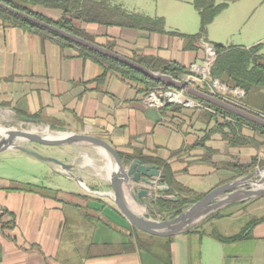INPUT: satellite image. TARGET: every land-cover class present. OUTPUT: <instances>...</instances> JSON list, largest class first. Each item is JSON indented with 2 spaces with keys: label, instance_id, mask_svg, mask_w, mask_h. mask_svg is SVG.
<instances>
[{
  "label": "crops",
  "instance_id": "1",
  "mask_svg": "<svg viewBox=\"0 0 264 264\" xmlns=\"http://www.w3.org/2000/svg\"><path fill=\"white\" fill-rule=\"evenodd\" d=\"M185 1L193 5V1ZM124 8L163 17L168 32L196 34L187 28L193 24V17L187 20L177 14L178 22L172 25L164 14ZM33 9L52 19L62 16L57 9ZM78 25L96 43H113L114 51L131 59L154 56L187 68L203 62L202 42L233 46L210 42L209 27L206 37L196 43L179 35L146 29ZM255 44L237 46L249 48ZM102 72L103 68L93 59L81 56L77 47H61L52 39H43L21 27L4 25L0 19V108L25 116L39 115L57 127L80 133L93 132L127 159L129 155L136 156L127 166L134 160L142 165H158L154 161L159 160L169 168L174 183L196 194L206 195L240 177L233 164H247L248 157L241 145L231 144L217 128V124L224 123L219 116L195 104L169 102L161 108L148 106V88L143 83L114 71L99 81ZM245 128L241 131L243 136L247 135ZM158 166L163 173V167ZM69 178L73 183L67 187L22 188L23 185L0 181V264H264V223L253 226L248 237L236 242H222L212 235L241 232L251 217L225 232L217 230L218 223L225 218L231 222L241 220L242 209L258 198L227 205L213 213L224 211V216L208 217L197 228L163 238L139 231L113 200L82 193L80 184ZM103 184L100 182L101 188L93 190L110 192V185ZM206 224L213 230H205ZM137 234L152 244L153 250L138 248Z\"/></svg>",
  "mask_w": 264,
  "mask_h": 264
},
{
  "label": "trees",
  "instance_id": "2",
  "mask_svg": "<svg viewBox=\"0 0 264 264\" xmlns=\"http://www.w3.org/2000/svg\"><path fill=\"white\" fill-rule=\"evenodd\" d=\"M0 2L95 43V38L82 30L78 23H95L105 26L146 29L151 32L179 35L197 43L202 38L206 37L209 25L228 7L227 2L217 3L216 0H193V5L200 16V30L196 34L188 35L178 32H168L166 30V21L163 17H151L140 13L129 12L121 4L114 3L111 0H0ZM34 6L61 10L62 16L59 19L46 17L35 11L33 9ZM0 19L4 25L21 27L26 31L40 35L43 39H52L61 47H77L81 56L93 59L103 68V72L98 77L99 81L104 80L110 71H114L124 78L143 83L148 90L152 87H165L160 81L152 80L139 71L117 60L76 44L10 11L0 8ZM104 47L114 50L113 43H109ZM213 47L216 50L217 58L211 68V76L219 79L230 89H241L244 92V96L240 99V103L264 114V110L258 106V99L261 96L264 97V43L260 42L249 48L241 46L227 47L222 44L214 43ZM133 60L145 65L153 71H161L175 79H181L182 76L191 73L190 68L154 56L141 57ZM205 91L208 92L207 90ZM199 100L201 103L214 108L219 113L233 116L240 121V123L249 125L264 133L263 126L205 100L200 98ZM214 115L218 117L216 113H214ZM29 117L41 118L39 115H31ZM243 127L242 124L233 125L229 122L217 124V128L223 132V135L228 138L233 145L249 144L248 138L241 134ZM225 128H227L228 131H224ZM119 154L126 166L136 157L129 155L127 159L122 153L119 152ZM140 158L146 159L143 156H140ZM154 162L163 167L165 181L169 187L165 192V197L156 200V205L159 206L161 215L163 213L165 214L164 218H173L177 216L190 204L204 197V195L196 194L190 189L174 183L173 176L167 165L164 166V163L159 160H155ZM256 165L255 161L247 164L235 163L233 164V168L237 171L238 176H244L252 172ZM22 188L33 187L22 186ZM173 197H177L178 199L173 200ZM217 215L220 217L224 216L223 214L216 213L209 217ZM260 223H264V215L252 217L245 228L238 234L225 236L214 232L212 235L222 242H236L248 237L250 229ZM136 243L140 249L153 250L152 244L146 242L141 234H137Z\"/></svg>",
  "mask_w": 264,
  "mask_h": 264
},
{
  "label": "water",
  "instance_id": "3",
  "mask_svg": "<svg viewBox=\"0 0 264 264\" xmlns=\"http://www.w3.org/2000/svg\"><path fill=\"white\" fill-rule=\"evenodd\" d=\"M0 8L57 33L76 44L117 60L139 71L152 80L160 81L165 86L177 89L187 87V84L180 79H175L161 71H153L145 65L121 55L114 50L107 49L103 45L67 32L55 25L12 8L3 2H0ZM187 90L191 95L264 127V117L262 116L230 104L199 88L188 87ZM15 117L24 123H47L42 119L21 114H16ZM26 142H34L47 146L91 144L104 149L113 160L108 179L111 186V191L107 194L108 197L114 201L119 211L133 227L141 232L156 237L168 238L186 232L189 228L227 205L264 197V173H262L264 171V166H262L247 175L240 176L232 181L215 187L200 200L190 204L177 216L173 218H164L160 213L159 206H154L155 190L157 189L160 192L161 198L165 197V192L169 189L165 181V175L158 165H142L139 160H134L129 166H126L118 150L110 142L97 135L90 134L89 132H70L69 135L63 138H49L38 132L18 129L7 130L5 133H0V152L13 150L26 153L42 161L54 164L56 167L61 168V172L69 175L77 183H80V181L85 182V179L82 175H78L74 172V164L65 162L58 157L43 154L28 146ZM88 190L94 192L90 188H88ZM173 200L177 199L173 198ZM139 206L142 208L141 210L137 209ZM153 214L158 217H152Z\"/></svg>",
  "mask_w": 264,
  "mask_h": 264
},
{
  "label": "rangeland",
  "instance_id": "4",
  "mask_svg": "<svg viewBox=\"0 0 264 264\" xmlns=\"http://www.w3.org/2000/svg\"><path fill=\"white\" fill-rule=\"evenodd\" d=\"M111 1L123 4L124 7L132 11L137 10L151 15L164 14L168 17L169 24L172 25H175L178 22L177 14H183L182 16H185L187 20L188 18L192 19L193 17V24L187 27L188 30L192 33H197L200 30L199 14L195 7L192 4L187 3L185 0ZM182 1L184 2L181 3ZM216 2H227L229 6L219 14L214 23L209 26L208 36L210 42H222L233 46L248 45L253 42H256V44L259 42L264 43V0H216ZM261 38L262 40H260ZM202 64V61L198 62V65ZM190 87H195V85ZM167 91L168 90L164 87H152L148 90V92L158 93H166ZM258 100V106L264 110V97L261 96ZM15 115L16 113L10 109L0 108V123L7 128V130L18 129L33 131L34 127L42 128L48 126L50 130L56 134L60 132L80 133L68 127H57L48 122L24 123L18 120ZM253 129L254 128L251 126L245 128L244 131L247 133L245 137L248 138L249 144L241 145V147L245 150L244 155L245 157H248L247 159L249 160V163L253 161L256 162L257 165L254 168L255 170L264 166V135H261L260 131ZM38 132L43 134L41 129H39ZM89 133L95 135L93 132ZM26 144L43 154L58 157L65 162L74 164V172L84 177L85 182L83 183L91 190H93V188H101L99 185L100 182L104 183L103 185H110L108 179L102 175L100 176L96 172V169L105 167L109 161L103 157L99 152V149L94 145L74 144L65 146H47L34 142H26ZM84 156H87L88 159L92 160L93 164L84 163ZM110 159L113 165L111 156ZM52 165L54 164L42 161L26 153L13 150L0 152V181L9 185L15 184L30 187H50L54 185L67 187L70 183H73V180H70L69 176L58 172ZM56 168L61 171V168ZM78 187L82 193L108 197L102 194H97L99 192L102 193L104 191L103 189L93 190L94 193L80 185H78ZM224 213L225 212L223 211L222 214ZM242 213L244 214V217L241 220H234V222H231L232 220L230 219H221L218 223L217 230L219 232L233 230L234 228H238L241 225V222L246 221V219L255 217L256 215H263L264 197H258L257 202L245 206L242 209ZM201 223L203 222L201 221L194 226L197 227ZM204 229L207 231L213 230V228L207 224L204 226Z\"/></svg>",
  "mask_w": 264,
  "mask_h": 264
},
{
  "label": "built area",
  "instance_id": "5",
  "mask_svg": "<svg viewBox=\"0 0 264 264\" xmlns=\"http://www.w3.org/2000/svg\"><path fill=\"white\" fill-rule=\"evenodd\" d=\"M202 47L205 50V58L202 65L196 63L190 66V74L181 77V81L187 84L186 88L177 89L174 87L165 86L168 91L166 93L148 92L145 95V103L152 107H164L169 102L180 103L183 105H198L200 108L207 109L213 113H216L224 122H229L233 125L242 124L244 127L249 125L240 123L236 118L228 114L219 113L218 111L204 105L201 102L196 101L190 96L187 88L195 85L196 88H206L208 93L214 95L230 104L238 106L247 111L253 112L259 116L264 117V114L260 111L250 109L249 107L240 103L241 97L244 96V92L241 89H230L226 84L222 83L219 79L211 76V68L216 61L217 54L213 45L202 42ZM197 85V86H196ZM160 192L156 189L154 201L160 198Z\"/></svg>",
  "mask_w": 264,
  "mask_h": 264
},
{
  "label": "bare ground",
  "instance_id": "6",
  "mask_svg": "<svg viewBox=\"0 0 264 264\" xmlns=\"http://www.w3.org/2000/svg\"><path fill=\"white\" fill-rule=\"evenodd\" d=\"M1 117V116H0ZM41 129L43 132L44 135H46L47 137L49 138H63V137H66L67 135H69L70 132H60V133H53L50 128L48 126H45V127H42V128H37V127H34L33 128V131L34 132H38V130ZM7 131V128H5L1 123H0V133H5ZM39 133V132H38ZM21 141V140H19ZM99 149V152L103 155V157L105 159H107L109 161L108 164H106L105 167L101 168V169H96V172L101 176H104L106 179H109V176H110V172H111V169H112V163H111V159H110V155L102 148L100 147H97ZM84 160L85 162L84 163H88V164H93L92 160L88 159L87 156H84ZM96 163V162H95ZM95 165V164H94ZM264 173V171L262 172ZM81 185V187H84L85 189L88 190L86 184H84L82 181H80L79 183ZM97 194H102V195H105V196H108L107 194L108 193H97ZM137 209H142L140 206L137 207Z\"/></svg>",
  "mask_w": 264,
  "mask_h": 264
}]
</instances>
